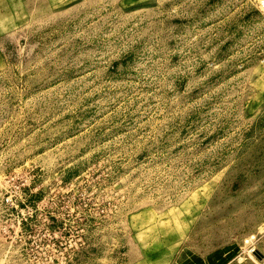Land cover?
Returning a JSON list of instances; mask_svg holds the SVG:
<instances>
[{
    "label": "rangeland",
    "instance_id": "374dc122",
    "mask_svg": "<svg viewBox=\"0 0 264 264\" xmlns=\"http://www.w3.org/2000/svg\"><path fill=\"white\" fill-rule=\"evenodd\" d=\"M0 264H264L263 0H0Z\"/></svg>",
    "mask_w": 264,
    "mask_h": 264
},
{
    "label": "built area",
    "instance_id": "2783aa9c",
    "mask_svg": "<svg viewBox=\"0 0 264 264\" xmlns=\"http://www.w3.org/2000/svg\"><path fill=\"white\" fill-rule=\"evenodd\" d=\"M263 6H264V0H263Z\"/></svg>",
    "mask_w": 264,
    "mask_h": 264
}]
</instances>
